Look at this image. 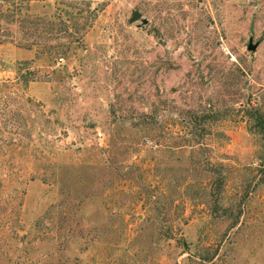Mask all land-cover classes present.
<instances>
[{
  "label": "rangeland",
  "instance_id": "rangeland-1",
  "mask_svg": "<svg viewBox=\"0 0 264 264\" xmlns=\"http://www.w3.org/2000/svg\"><path fill=\"white\" fill-rule=\"evenodd\" d=\"M0 62V264H264V0H0Z\"/></svg>",
  "mask_w": 264,
  "mask_h": 264
},
{
  "label": "water",
  "instance_id": "water-1",
  "mask_svg": "<svg viewBox=\"0 0 264 264\" xmlns=\"http://www.w3.org/2000/svg\"><path fill=\"white\" fill-rule=\"evenodd\" d=\"M257 47H258V43L254 44L253 40H251L250 44H249V49L250 50H256Z\"/></svg>",
  "mask_w": 264,
  "mask_h": 264
},
{
  "label": "built area",
  "instance_id": "built-area-1",
  "mask_svg": "<svg viewBox=\"0 0 264 264\" xmlns=\"http://www.w3.org/2000/svg\"><path fill=\"white\" fill-rule=\"evenodd\" d=\"M3 70V64L0 62V71Z\"/></svg>",
  "mask_w": 264,
  "mask_h": 264
},
{
  "label": "trees",
  "instance_id": "trees-1",
  "mask_svg": "<svg viewBox=\"0 0 264 264\" xmlns=\"http://www.w3.org/2000/svg\"><path fill=\"white\" fill-rule=\"evenodd\" d=\"M49 4H51V3H49ZM49 4H48V5H49ZM134 17L137 18L138 16L135 15Z\"/></svg>",
  "mask_w": 264,
  "mask_h": 264
}]
</instances>
